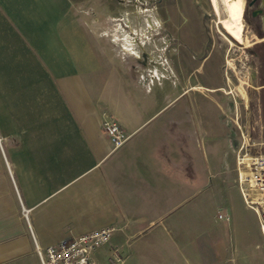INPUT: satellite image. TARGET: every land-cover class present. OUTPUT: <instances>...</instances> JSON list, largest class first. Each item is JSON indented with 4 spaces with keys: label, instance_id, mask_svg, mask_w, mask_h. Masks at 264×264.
I'll use <instances>...</instances> for the list:
<instances>
[{
    "label": "crops",
    "instance_id": "1",
    "mask_svg": "<svg viewBox=\"0 0 264 264\" xmlns=\"http://www.w3.org/2000/svg\"><path fill=\"white\" fill-rule=\"evenodd\" d=\"M109 1L115 15L88 14L104 0H0V264L106 228L125 264H232V231L251 251L262 233L238 188L219 210L233 221L211 216L225 157L199 145L216 130L191 77L210 59L196 4ZM104 114L130 136L121 149ZM225 145L233 178L241 145Z\"/></svg>",
    "mask_w": 264,
    "mask_h": 264
},
{
    "label": "rangeland",
    "instance_id": "2",
    "mask_svg": "<svg viewBox=\"0 0 264 264\" xmlns=\"http://www.w3.org/2000/svg\"><path fill=\"white\" fill-rule=\"evenodd\" d=\"M128 1L133 4L143 3V0H125V3L128 4ZM191 1L196 4L195 9L203 22L202 42L210 59L199 72L192 73L185 69L183 77L185 81L191 72L194 82L199 81L204 85L194 89L199 90V104L203 113L208 115L205 123H208L207 128L216 130L213 135H201L199 145L214 143L218 146V155L225 157V163L215 169L216 173L224 172L216 174L214 192L210 194L211 199H214V205L211 203V216L215 207L218 220L220 209L228 212V208L233 206L238 188L236 171L232 178V155L229 145H225L227 138L242 145L244 136L246 148L254 153H264V0ZM104 2L103 6L95 7L96 9L89 6L88 14L97 12L105 16L115 15V1ZM157 2L158 0H152L153 4ZM141 7L143 8L139 5L137 8ZM114 20L115 18L109 19L108 23L115 27ZM99 25L100 23L88 21L89 30H96ZM190 98L191 95L185 97L184 101H189ZM206 101L210 102L209 105ZM226 128L230 132L224 135L221 131ZM246 209L252 213V221L259 225L262 233L258 216L255 220L254 212ZM230 217L233 221V216ZM251 236L256 238L255 235ZM257 238L260 242L257 250L251 251L250 245L246 246L245 235L237 232L236 228L232 231L231 254L236 258L235 262L232 260V264H246L245 261L247 264H264L263 233L261 236L258 234ZM102 247L97 253V259L100 264H107L111 253ZM106 248L116 249L112 241ZM23 264L40 262L34 256H29Z\"/></svg>",
    "mask_w": 264,
    "mask_h": 264
},
{
    "label": "built area",
    "instance_id": "3",
    "mask_svg": "<svg viewBox=\"0 0 264 264\" xmlns=\"http://www.w3.org/2000/svg\"><path fill=\"white\" fill-rule=\"evenodd\" d=\"M103 133L113 151L121 149L130 139L117 119L108 114H104ZM237 183L244 204L257 214L264 236V153H254L250 148H245L244 136L237 154ZM218 217L230 221V217L222 212ZM113 232V228H106L45 249L37 247L40 264H100L97 253L110 241ZM107 264L125 263L118 251L113 250Z\"/></svg>",
    "mask_w": 264,
    "mask_h": 264
},
{
    "label": "bare ground",
    "instance_id": "4",
    "mask_svg": "<svg viewBox=\"0 0 264 264\" xmlns=\"http://www.w3.org/2000/svg\"><path fill=\"white\" fill-rule=\"evenodd\" d=\"M215 3V2H214ZM217 6V5H216ZM217 8V7H216ZM246 148V147H245ZM263 152H258V154H262Z\"/></svg>",
    "mask_w": 264,
    "mask_h": 264
}]
</instances>
